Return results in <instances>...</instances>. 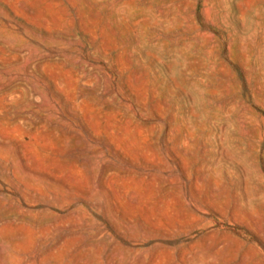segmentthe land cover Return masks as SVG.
<instances>
[{
	"label": "rangeland",
	"instance_id": "rangeland-1",
	"mask_svg": "<svg viewBox=\"0 0 264 264\" xmlns=\"http://www.w3.org/2000/svg\"><path fill=\"white\" fill-rule=\"evenodd\" d=\"M0 264H264V0H0Z\"/></svg>",
	"mask_w": 264,
	"mask_h": 264
}]
</instances>
